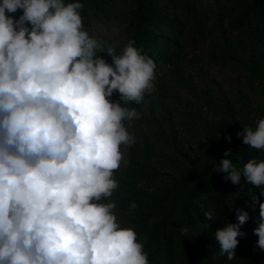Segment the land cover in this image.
Here are the masks:
<instances>
[{
	"label": "clouds",
	"instance_id": "9594fccd",
	"mask_svg": "<svg viewBox=\"0 0 264 264\" xmlns=\"http://www.w3.org/2000/svg\"><path fill=\"white\" fill-rule=\"evenodd\" d=\"M82 9L79 0H0V264H149L111 198L122 146L135 143L126 122L140 118L128 105L155 91L156 64L133 40L119 52H98ZM236 136L264 150V118ZM231 156L225 150L215 172L264 197V160L237 168ZM250 200L259 208L256 246L264 250V201ZM235 212L237 223L214 233L229 261L249 220ZM203 215L213 220L212 212Z\"/></svg>",
	"mask_w": 264,
	"mask_h": 264
},
{
	"label": "trees",
	"instance_id": "16d2710c",
	"mask_svg": "<svg viewBox=\"0 0 264 264\" xmlns=\"http://www.w3.org/2000/svg\"><path fill=\"white\" fill-rule=\"evenodd\" d=\"M71 2V0H67ZM83 5V22L98 17L114 29L112 37L102 40L98 52L113 47L117 42L123 46L135 41L157 66L170 68L186 54L188 45H196L205 38L208 24L215 9L224 11L239 9L241 14L234 22L236 26L264 25V0H79ZM123 11L125 14L122 15ZM18 11L12 14L18 17ZM157 41L160 44L157 45ZM157 45V47H156ZM105 60L106 52L99 54ZM161 88V87H160ZM119 99L117 94L111 98ZM146 95L142 104L131 103L139 113L148 101ZM264 118V112L256 115L248 123L240 121L224 122L222 128L231 135L228 147L217 151L204 163H197L187 154H180L186 167L181 175L172 177L167 186L159 192L133 191L115 178L119 187L113 193L115 212L122 227L132 228L143 243L149 264H225L228 259L219 254V246L214 233L227 223H237L236 209L246 211L249 220L240 227L241 236L237 249L255 237L253 229L259 219L258 205L251 207V198L259 189L243 183L233 185L225 179V174L215 172L225 150L231 149L232 162L242 168L249 159L264 160V150H255L243 145L236 133L245 126L255 127V121ZM130 122H126L128 128ZM130 161L138 162V153L131 151ZM135 203V210L129 205ZM212 212L213 220L206 221L204 212ZM255 221V222H254ZM188 228L182 234L181 229ZM250 264H264L251 252H246Z\"/></svg>",
	"mask_w": 264,
	"mask_h": 264
},
{
	"label": "rangeland",
	"instance_id": "374dc122",
	"mask_svg": "<svg viewBox=\"0 0 264 264\" xmlns=\"http://www.w3.org/2000/svg\"><path fill=\"white\" fill-rule=\"evenodd\" d=\"M240 14L230 5L224 11L216 8L203 40L188 45L174 66L156 65L155 91L140 118L129 123L135 143L122 146L124 160L117 170L118 179L131 190L161 191L172 177L185 172L179 153L204 163L231 143L225 139L231 135L223 130L224 122L248 123L264 112V25L236 26ZM83 24L98 41L97 51L100 42L114 34L98 17ZM113 47L119 52L123 45L117 42ZM133 149L138 153L135 164L130 161ZM256 241V236L250 239L225 264H250L246 252L264 261V250Z\"/></svg>",
	"mask_w": 264,
	"mask_h": 264
}]
</instances>
